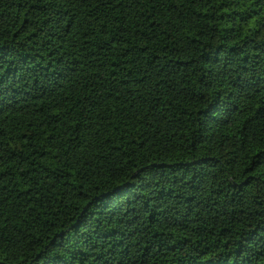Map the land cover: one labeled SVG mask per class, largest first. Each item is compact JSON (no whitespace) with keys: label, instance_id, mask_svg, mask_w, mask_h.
I'll use <instances>...</instances> for the list:
<instances>
[{"label":"trees","instance_id":"1","mask_svg":"<svg viewBox=\"0 0 264 264\" xmlns=\"http://www.w3.org/2000/svg\"><path fill=\"white\" fill-rule=\"evenodd\" d=\"M0 264H264V0H0Z\"/></svg>","mask_w":264,"mask_h":264}]
</instances>
